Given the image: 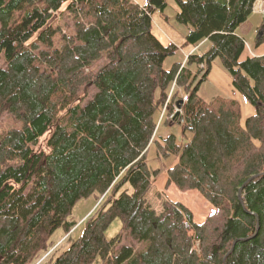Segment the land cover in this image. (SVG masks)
Listing matches in <instances>:
<instances>
[{
  "label": "trees",
  "instance_id": "trees-1",
  "mask_svg": "<svg viewBox=\"0 0 264 264\" xmlns=\"http://www.w3.org/2000/svg\"><path fill=\"white\" fill-rule=\"evenodd\" d=\"M255 1L175 0L191 50L165 68L176 46L152 32L165 0H0V118L21 123L0 132V264H264V55L239 60L235 33ZM215 58L254 109L244 121L235 99L198 95ZM160 123L179 124L181 141L157 138ZM151 143L174 156L167 183L213 205L201 223L180 202L147 203ZM91 195L79 235L56 253Z\"/></svg>",
  "mask_w": 264,
  "mask_h": 264
},
{
  "label": "rangeland",
  "instance_id": "rangeland-1",
  "mask_svg": "<svg viewBox=\"0 0 264 264\" xmlns=\"http://www.w3.org/2000/svg\"><path fill=\"white\" fill-rule=\"evenodd\" d=\"M165 1L167 3L165 15L168 19H165L159 13L154 12L152 14V32L162 43L167 44L168 42H172L175 44L176 50L174 54L168 56L163 62L165 68H170L174 62H182L184 60L185 53H187L191 47L184 43V34L187 29L186 25L180 24L174 20V15L178 10L175 0ZM62 8H64V6ZM260 18L259 13H253V15L248 17V19L236 27L235 33L237 35H241L245 40V47L240 54L239 60H243L248 57L251 53L250 51H255L257 47H261L256 50L257 52H264V42L260 44L255 43V27L260 23ZM64 22V15L57 13L55 16V24L65 28L63 26ZM66 30L71 33V28H66ZM53 42L55 47L60 46L61 41L58 34L53 37ZM205 47L206 45H204L201 50ZM172 89H174V87ZM198 95L207 102H210L216 96H222L233 98L237 101V103H245L247 106L249 105L245 98L232 87L230 77L226 70L222 67L218 58H215L212 61L209 74L206 79L199 84ZM20 125L21 123L16 121L9 114H4L0 118V132L10 127H19ZM171 133L174 134L179 141H181V128L179 124L165 125L160 123L156 131V136L158 138L159 136H165ZM147 160L150 169L158 170L154 176V184L146 195L147 203L156 211L159 212L161 210V202L163 199L167 198L172 201L180 202L188 207L192 212L193 221L195 223H201L205 217L214 210L213 205L205 199L197 189L181 190L174 183H167V167L175 161L174 156L167 158L159 157L156 153L155 145L151 143L147 151ZM96 204L97 202L94 195L82 198L76 202L71 212V219L77 221L76 226L70 230L68 235L66 234L63 237H61V229H58L54 233L53 242H56L57 239L61 237L57 244L67 237V239L61 243L59 250H57L56 253L65 249L73 241V239L79 235L81 230V226H79L80 222L89 213H91ZM119 228L120 221L118 219L113 220L105 230V237L109 239L115 236L118 233ZM126 239H128L127 236H125V240ZM40 260H38L35 264H38ZM41 264L47 263L44 261ZM91 264L102 263L99 257H96L94 262Z\"/></svg>",
  "mask_w": 264,
  "mask_h": 264
},
{
  "label": "crops",
  "instance_id": "crops-1",
  "mask_svg": "<svg viewBox=\"0 0 264 264\" xmlns=\"http://www.w3.org/2000/svg\"><path fill=\"white\" fill-rule=\"evenodd\" d=\"M138 4H140V5H143L144 3H145V0H135ZM254 13V12H253ZM253 13H251L248 17H250L251 15H253ZM259 16L261 17L260 19H261V21H260V23L258 24V25H256V27H255V29L257 30V27L259 26V25H261L262 23H264V13H259ZM248 19V18H247ZM255 34H256V32H255ZM239 35V34H238ZM240 37H242L241 35H239ZM243 38V37H242ZM244 40V39H243ZM244 42H245V40H244ZM261 47H257L256 48V50L257 49H260ZM191 50V49H190ZM190 50H188V51H190ZM250 50V49H249ZM250 51L251 53L249 54V56H261V55H264V52L262 51V53L261 52H257V51ZM231 82V81H230ZM232 85V84H231ZM233 87V86H232ZM239 105H240V110H241V119H242V121H244L248 116H250V115H252L253 114V112H254V109H253V107L249 104L248 106H247V104H245V103H239Z\"/></svg>",
  "mask_w": 264,
  "mask_h": 264
},
{
  "label": "built area",
  "instance_id": "built-area-1",
  "mask_svg": "<svg viewBox=\"0 0 264 264\" xmlns=\"http://www.w3.org/2000/svg\"><path fill=\"white\" fill-rule=\"evenodd\" d=\"M253 11L258 13H264V1L256 0L253 4ZM182 99L186 100V96H183ZM175 110L177 111L178 109L175 108Z\"/></svg>",
  "mask_w": 264,
  "mask_h": 264
},
{
  "label": "water",
  "instance_id": "water-1",
  "mask_svg": "<svg viewBox=\"0 0 264 264\" xmlns=\"http://www.w3.org/2000/svg\"><path fill=\"white\" fill-rule=\"evenodd\" d=\"M181 103H182V100H177V101H176V106H177L178 108H180ZM239 198H240V197H239Z\"/></svg>",
  "mask_w": 264,
  "mask_h": 264
}]
</instances>
